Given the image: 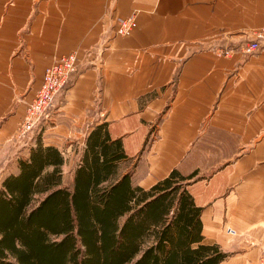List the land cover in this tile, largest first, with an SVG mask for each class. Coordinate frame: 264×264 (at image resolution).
I'll use <instances>...</instances> for the list:
<instances>
[{
  "label": "crops",
  "instance_id": "0c3cea01",
  "mask_svg": "<svg viewBox=\"0 0 264 264\" xmlns=\"http://www.w3.org/2000/svg\"><path fill=\"white\" fill-rule=\"evenodd\" d=\"M133 14L136 27L117 35L116 19ZM262 26L264 0H0V166L37 140L63 157L73 150L78 163L90 131L106 124L135 185L148 189L172 170L188 178L203 241L226 254L218 264H257L264 47L242 48ZM73 50L77 69L49 118L16 141L44 69Z\"/></svg>",
  "mask_w": 264,
  "mask_h": 264
},
{
  "label": "trees",
  "instance_id": "16d2710c",
  "mask_svg": "<svg viewBox=\"0 0 264 264\" xmlns=\"http://www.w3.org/2000/svg\"><path fill=\"white\" fill-rule=\"evenodd\" d=\"M121 138L106 124L85 140L69 184L64 157L39 140L0 190V264H218L203 241L201 208L172 170L135 185Z\"/></svg>",
  "mask_w": 264,
  "mask_h": 264
},
{
  "label": "built area",
  "instance_id": "2783aa9c",
  "mask_svg": "<svg viewBox=\"0 0 264 264\" xmlns=\"http://www.w3.org/2000/svg\"><path fill=\"white\" fill-rule=\"evenodd\" d=\"M135 27L134 14L119 17L116 19L115 33L119 36H127ZM261 47H264V26L255 31L254 38L243 46L242 51L244 54H253ZM229 53L230 50L222 52L223 55H229ZM78 63V50H73L54 60L44 69L41 84L33 99L27 103L25 116L16 130V141H24L31 137L37 127L49 118L56 97L76 71ZM257 264H264V256L260 258Z\"/></svg>",
  "mask_w": 264,
  "mask_h": 264
},
{
  "label": "rangeland",
  "instance_id": "374dc122",
  "mask_svg": "<svg viewBox=\"0 0 264 264\" xmlns=\"http://www.w3.org/2000/svg\"><path fill=\"white\" fill-rule=\"evenodd\" d=\"M34 135H36V132H35ZM72 153H73V150H71L69 153L66 152V151H63L64 157L66 159V162H65L66 166L62 169V172H63V175H64V180L62 182L63 185L69 184L71 182L72 175H73V170L75 169V167L77 165L76 159H75L74 155H72ZM25 155L26 154H24V155L23 154H19L18 158L15 157L14 161L8 163L9 166H0V190L2 188V182H3L4 178L6 176L12 174V173H17L18 172V170H19L18 165H17L18 159L20 157H24ZM71 156H73V157L71 158ZM15 163H16V166H15ZM126 167H128V163H126L125 168ZM3 174H7V175L3 176Z\"/></svg>",
  "mask_w": 264,
  "mask_h": 264
}]
</instances>
